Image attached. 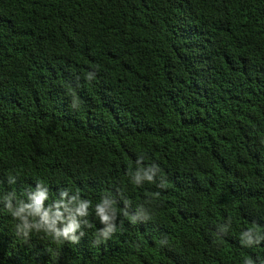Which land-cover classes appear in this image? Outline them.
<instances>
[{
    "label": "trees",
    "instance_id": "trees-1",
    "mask_svg": "<svg viewBox=\"0 0 264 264\" xmlns=\"http://www.w3.org/2000/svg\"><path fill=\"white\" fill-rule=\"evenodd\" d=\"M38 185L77 239L0 202V264H264V0H0V197Z\"/></svg>",
    "mask_w": 264,
    "mask_h": 264
},
{
    "label": "clouds",
    "instance_id": "clouds-1",
    "mask_svg": "<svg viewBox=\"0 0 264 264\" xmlns=\"http://www.w3.org/2000/svg\"><path fill=\"white\" fill-rule=\"evenodd\" d=\"M151 179V177H148ZM28 203L20 201L18 206L13 209L10 198L6 195L0 197V202L3 203L4 207L8 210L10 215L16 220L22 221V227L24 229L25 235L31 228H40L56 240L63 238L69 241H75L77 237L75 232L79 229L80 225L76 219L77 216L87 215V209L89 208V203L81 201H73L76 205L73 213L67 218H64V214L61 211L63 208L67 211V205L61 202H50L48 206H45V201L49 200L48 191L46 188L37 186V189L32 192L31 195L27 197ZM102 219L107 220L106 216L102 215ZM37 217L39 219H37ZM29 218H31V224H29ZM59 224V227L57 225Z\"/></svg>",
    "mask_w": 264,
    "mask_h": 264
}]
</instances>
